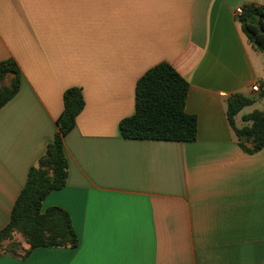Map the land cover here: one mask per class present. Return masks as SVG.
Listing matches in <instances>:
<instances>
[{
	"label": "crops",
	"instance_id": "1",
	"mask_svg": "<svg viewBox=\"0 0 264 264\" xmlns=\"http://www.w3.org/2000/svg\"><path fill=\"white\" fill-rule=\"evenodd\" d=\"M247 4L264 0H0V61L20 72L0 108V230L57 132L63 91L84 99L63 137L66 184L41 205L68 213L77 246L0 264H264V146L245 153L225 116L230 94L264 88L234 14ZM160 62L188 84L193 142L119 132Z\"/></svg>",
	"mask_w": 264,
	"mask_h": 264
},
{
	"label": "trees",
	"instance_id": "2",
	"mask_svg": "<svg viewBox=\"0 0 264 264\" xmlns=\"http://www.w3.org/2000/svg\"><path fill=\"white\" fill-rule=\"evenodd\" d=\"M236 17L246 41L264 55V7L247 4ZM20 72L11 59L0 61V108L17 94ZM187 82L168 63L160 62L148 69L135 84L134 113L120 120L119 132L125 139L193 142L196 138L195 116L184 110ZM260 95L264 88L260 87ZM253 100L240 93L225 100V116L237 145L245 153H255L264 146V112L253 110L241 116L244 123L237 127L234 116ZM63 109L56 119L57 132L37 161L30 167L26 182L15 199L10 218L0 230V257L11 254L27 256L38 247L74 248L78 239L68 213L57 206L41 209L44 198L64 187L67 160L63 137L74 127L84 107L79 88L63 91ZM19 235L22 242L15 239ZM23 244L27 245L25 249Z\"/></svg>",
	"mask_w": 264,
	"mask_h": 264
},
{
	"label": "rangeland",
	"instance_id": "3",
	"mask_svg": "<svg viewBox=\"0 0 264 264\" xmlns=\"http://www.w3.org/2000/svg\"><path fill=\"white\" fill-rule=\"evenodd\" d=\"M247 48H248L249 54H250V56L254 62V65L259 70L258 72L263 73V71H264V55L262 53H260L259 51H257L252 46H247ZM259 92H260V90H259ZM259 92L253 93V95H251L249 97L253 100L251 105L244 107L237 115L234 116V122H235V125H237V127H241L242 125H244V123L241 121V116L243 114L250 113L253 110H259V111L264 112L263 111L264 110V102H263V96L264 95L263 96L260 95ZM15 239L22 242V238L19 235L15 236Z\"/></svg>",
	"mask_w": 264,
	"mask_h": 264
},
{
	"label": "built area",
	"instance_id": "4",
	"mask_svg": "<svg viewBox=\"0 0 264 264\" xmlns=\"http://www.w3.org/2000/svg\"><path fill=\"white\" fill-rule=\"evenodd\" d=\"M240 13H241V8H237V9H235V11H234L235 16H238ZM259 90H260V86H259V84H253V85L251 86V92H252V93H258Z\"/></svg>",
	"mask_w": 264,
	"mask_h": 264
}]
</instances>
